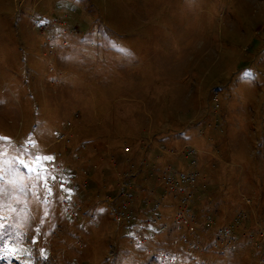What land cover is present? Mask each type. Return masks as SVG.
Instances as JSON below:
<instances>
[{"label": "rangeland", "instance_id": "rangeland-1", "mask_svg": "<svg viewBox=\"0 0 264 264\" xmlns=\"http://www.w3.org/2000/svg\"><path fill=\"white\" fill-rule=\"evenodd\" d=\"M0 138V264H264V0H0Z\"/></svg>", "mask_w": 264, "mask_h": 264}, {"label": "built area", "instance_id": "built-area-1", "mask_svg": "<svg viewBox=\"0 0 264 264\" xmlns=\"http://www.w3.org/2000/svg\"><path fill=\"white\" fill-rule=\"evenodd\" d=\"M148 138H149V136H148ZM148 138H147V140H148ZM150 143H154V141L151 140ZM107 146L109 147V144H107ZM182 148H183V151L186 152L187 155H189V156H194V154L199 151L197 148L190 147L188 144L185 145V146H183ZM127 149L128 148H126V150ZM109 151H110V149H108V151H106V152H109ZM168 152H173V151L172 150H169ZM196 160H198V159L194 156V158L190 161V164L189 165H195L196 164L195 163ZM137 172H138L137 170H133V171H128L127 170V172L125 173V176H123V174L121 172H118L119 178L122 179L121 185L123 186V189H121L120 195H119V196H121V198L122 197H126V198L128 197V192L132 188V182L131 181H128L127 179L130 176H134L135 174H137ZM199 176H200V174L196 170V171H191L189 173L188 172H180V173H178L176 175L166 174L164 172V173H161L158 178H160V181H161L160 183H166L167 184V185L166 184L165 185H166V187L168 186L167 187V189H168L173 184H175V183L178 184L180 182L186 183V184H191L192 186L196 187V184L198 182V177ZM58 186H60V185H58ZM192 194L193 193L188 194V196H186L185 198H191ZM242 200L243 201H246V202H250V198L249 197H244ZM184 207L185 206L182 204L181 207H180V210L175 215L176 218L174 219V222L176 224H179L181 227L183 225L187 224L188 223V220H189L188 216H186V211H185V208ZM125 208H126L125 200H124V204H122L118 208H115V209H117L116 215H117V218L119 220L123 216L128 217L127 213L125 212ZM238 215L240 217H245L247 215V213L245 211H241V212L238 213ZM154 221H157L159 223L160 229H166L169 226L168 220H165L160 215L157 216V217H155ZM210 225H212V224H210ZM230 225H233V223L232 224H229L228 226H226V225H224V226L216 225V227L214 228V230L216 231V233L218 235L220 234L222 238L223 237L229 238V237H231V235H234V229L231 232L230 231ZM215 246L218 247V244H215ZM213 247H214V245H213ZM231 247L232 248H236V245L234 243H232L231 244Z\"/></svg>", "mask_w": 264, "mask_h": 264}, {"label": "trees", "instance_id": "trees-1", "mask_svg": "<svg viewBox=\"0 0 264 264\" xmlns=\"http://www.w3.org/2000/svg\"><path fill=\"white\" fill-rule=\"evenodd\" d=\"M149 146H151V145L149 144ZM166 146H168V145H165V147ZM154 147L155 146H151L150 149H148V150H146V151L143 152V155H142V158H141L140 162L142 161V159L146 158L147 160H149L150 166L152 165L154 157L157 154L160 153V151L157 150ZM175 149H176V146H175L174 149H171V150L172 151H176ZM132 150H133V148H132ZM78 153H82L81 150H79ZM130 155H131V153H130ZM101 162H102V160H101ZM189 166H195V165H189ZM108 167H109V165H105L104 166V169H103V172H105V176L104 177H106V169ZM110 168L111 169L108 172V174L111 175L110 177H113V178L108 182V189L110 191H113V192L116 191V193H117V191L119 189V185H118V181H117L116 176H115V170H114V168L111 165H110ZM134 181H135V187H134V189L136 190V192L140 196V198H142V202H144V200L146 199V197L149 196L147 193H151L152 189L155 186H157L156 185L157 184V182H156V176L153 173H150L148 176H146L145 173L142 170H140L139 172H137V174L134 177ZM204 191H206V192L214 195L216 189L214 188V184H213L212 181L207 182L206 189H202V194L206 198V194H204L205 193ZM158 194H161V193H158ZM158 194L155 195V196H153L154 199H156V198H157L156 200L159 199V195ZM198 212H199V208L196 209V213L197 214H198ZM215 237H216V235H215ZM215 237H214V239H215ZM214 239H212V237H211V239L209 238V239L205 240L207 242L206 244L209 245L211 243V241L214 240ZM205 241H203V244H204Z\"/></svg>", "mask_w": 264, "mask_h": 264}, {"label": "crops", "instance_id": "crops-1", "mask_svg": "<svg viewBox=\"0 0 264 264\" xmlns=\"http://www.w3.org/2000/svg\"><path fill=\"white\" fill-rule=\"evenodd\" d=\"M147 136H148V132H147ZM143 138H145V142L147 143L146 145H147V147H145L144 148V151H146V150H148V149H150L151 147L149 146V144L150 145H152V146H155L154 148H156L157 150H159L160 151V153L159 154H157V156L159 157V156H162L165 152H167V148H170V146H166V147H163L162 145H161V143H159V141H161V140H159L158 141V143H156L155 142V140H153V138L150 136V134H149V138H148V140H147V137H143ZM151 140L152 141H154V143H150L151 142ZM166 141H167V139H166ZM162 142V141H161ZM188 143H185V144H183V145H181V146H176V151H173L172 153H180V158L182 159V162H183V164L185 165V167L183 168V170H177V174L178 173H180V172H183V171H188L189 170V167H191V168H193V169H191V170H194V168H195V166H189V163H190V161L193 159V157L194 156H189V155H187V153L186 152H184L183 151V146H185V145H187ZM189 145V144H188ZM190 146V145H189ZM191 147V146H190ZM200 157V156H199ZM139 165H144V166H146V167H150V163H149V160H147L146 158H144V159H142V161L140 162L139 161ZM188 166V167H187ZM136 170L139 172L140 170H142L141 168H136ZM149 170V169H148ZM147 170V171H148ZM196 170V169H195ZM143 171V170H142ZM151 173V172H150ZM146 175V174H145ZM159 177V176H158Z\"/></svg>", "mask_w": 264, "mask_h": 264}, {"label": "snow or ice", "instance_id": "snow-or-ice-1", "mask_svg": "<svg viewBox=\"0 0 264 264\" xmlns=\"http://www.w3.org/2000/svg\"><path fill=\"white\" fill-rule=\"evenodd\" d=\"M0 139H3V138H0Z\"/></svg>", "mask_w": 264, "mask_h": 264}]
</instances>
